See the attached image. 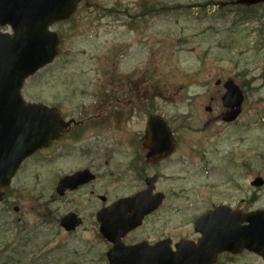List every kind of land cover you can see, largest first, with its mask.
Wrapping results in <instances>:
<instances>
[{"label": "rangeland", "instance_id": "rangeland-1", "mask_svg": "<svg viewBox=\"0 0 264 264\" xmlns=\"http://www.w3.org/2000/svg\"><path fill=\"white\" fill-rule=\"evenodd\" d=\"M53 29L62 36L60 55L27 79L24 98L58 106L70 120L105 112L22 164L0 202V264L10 254L14 261L21 254L20 264H108L109 245L98 236L94 215L99 202L91 193L130 190L127 155L111 157V150L121 139L144 134L154 114L175 131L173 164L180 166L166 173L179 178L170 184L184 192L167 200L146 222L149 231L137 235L158 236L150 232L156 224L164 238L192 233L193 215L208 210V199L233 206L244 200L246 211L264 209V186L252 185L255 177L264 179V3L89 0ZM229 79L245 100L238 121L225 125L221 98ZM130 99L135 108L124 120L121 107ZM113 111L118 114L112 117ZM84 168L98 180L59 196L58 180ZM69 212L84 219L75 232L58 222ZM226 261L264 264L246 251Z\"/></svg>", "mask_w": 264, "mask_h": 264}, {"label": "water", "instance_id": "water-1", "mask_svg": "<svg viewBox=\"0 0 264 264\" xmlns=\"http://www.w3.org/2000/svg\"><path fill=\"white\" fill-rule=\"evenodd\" d=\"M81 1L0 0V201L5 194L3 188L10 185L20 164L37 150L51 146L75 122L64 121L58 107L26 102L20 90L27 78L57 57L61 37L51 27L56 22L70 20ZM242 2L256 5L264 0ZM5 26H10L13 34L3 32L1 28ZM225 87L227 91L222 100L228 110L223 119L230 123L241 113L244 94L234 81L228 80ZM147 127L145 145L151 149L149 156L171 153L175 142L164 119L150 116ZM90 172L85 169L65 176L58 184V192L64 195L67 190H76L95 180ZM253 184L262 186L264 180L257 178ZM160 198L153 197L144 205L142 213L130 218L113 220L109 215L129 206L130 199L103 210L99 217L101 231L114 243L107 256L110 264H200L199 260L213 264L221 252L239 254L244 250L264 258V210L244 213L226 206L210 211L196 223V231L203 234L198 244L183 241L176 251L172 250L170 239L156 245L146 242L124 245L122 237L139 225L144 214L158 207ZM82 222L76 213H70L61 219V226L73 231Z\"/></svg>", "mask_w": 264, "mask_h": 264}, {"label": "flooded vegetation", "instance_id": "flooded-vegetation-1", "mask_svg": "<svg viewBox=\"0 0 264 264\" xmlns=\"http://www.w3.org/2000/svg\"><path fill=\"white\" fill-rule=\"evenodd\" d=\"M129 93H131V91H129ZM133 102L132 99L126 101L123 103V113L124 115H121V118L127 119L126 117L132 113V109L135 108L133 107ZM114 103H122L120 100L114 101ZM116 107V106H115ZM113 107V108H115ZM117 108V107H116ZM110 110L112 109V107L109 108ZM125 110V111H124ZM210 111H212V108H209ZM105 111H100L99 116L96 117L95 115H92V117H87L86 119H83L84 122H82L79 125H73L72 129L74 127H83L87 124L90 123L91 120H93L94 118H102L104 115ZM224 112V111H223ZM223 112L221 113V118L222 115L224 114ZM108 112L106 111L105 115ZM121 113V112H120ZM118 114L117 112H112L110 113V115H116ZM242 115V114H241ZM240 115V116H241ZM111 117V116H110ZM240 118V117H239ZM238 118V119H239ZM235 120L233 122H224L225 125H229V124H235V122L238 121ZM147 126V124H146ZM173 130V129H172ZM145 131H146V127L144 130V134L139 135L138 137H133V138H125V139H121L118 143H117V147H115L114 149L111 150V157L119 154V153H124L127 155V160L128 162L126 163V165H124V170H125V175L129 174V178L131 179V183L129 185L130 190L125 192L122 195H118V196H110V195H102L97 193L96 191L93 192L91 194H96V198L98 200V207L95 211V218L97 221V225L100 227L99 224H101L100 222V218H99V214H101V212H103V210L117 202H119L122 199H130V208L128 209V211L126 212V216L127 217H133L136 214H140L142 213L143 207L145 204H148L147 201H149V195H148V190L152 191L153 195L154 194H162L163 196V202L161 203V205L155 210L153 211L150 215H146L143 218V221L141 222L142 224L139 225L137 228L131 230L130 232H128V234L123 238V242L126 245H135L138 244L140 242L143 241H147L150 244H155L163 239H165L162 235V231L159 230L158 226L159 225H155L152 226L150 229L151 231H155L156 234H159L158 236H154L153 238L150 237L149 235L145 234V236H139L137 235L138 232H140L141 230H144V232L147 230L149 231V228L146 227V222L149 220V218H152L153 216H155L156 214H158L160 212V210L163 209V207L165 206V203L167 202V200L171 199L173 196H176L179 193L184 192V189H182L183 187H180L179 185H173L170 184L172 182H176L177 180H179V178L175 177L174 175L171 174H167V171H171L173 170V167H179V164H173L174 160L173 157H175L178 149H179V142L178 139H176V146L174 149V152L172 154L169 155H165L162 156L161 158H157V159H148V149L146 148L145 141ZM71 132V131H70ZM173 133L175 134V131L173 130ZM112 159V158H111ZM178 163V162H177ZM182 166H185V164H182ZM121 165L116 164L115 163V170L119 169L116 171V173L121 172ZM114 170V171H115ZM96 174V173H95ZM124 175V176H125ZM122 175H114V177L119 178ZM99 176L98 174H96V179L93 182V184L98 180ZM85 186V185H84ZM87 186V185H86ZM205 187H209V185L206 184ZM83 188V187H82ZM109 188V187H107ZM114 188V187H113ZM81 189V188H80ZM116 189V188H115ZM71 193V192H70ZM146 193V195L143 196V194ZM141 195V196H140ZM255 197V196H254ZM134 199V201H133ZM208 206H207V211L197 214V215H193V219L191 220L190 224H192V233L189 234H185L180 236L178 239H172V243L173 245L176 247L177 242H183L186 240L189 241H193L195 243H197V241L200 240V238L202 237V235L195 231V223L196 221L203 217L204 214H206L208 211L212 210L213 208H216L219 205L222 204H226V205H230L233 208H242L243 204H244V200L241 201V203H239L237 206H233L231 204H229L227 201L225 200H221L218 203H213L212 200L208 199ZM243 209V208H242ZM144 234V233H143ZM109 245V249L112 247V243L107 242ZM234 257L235 255H232L230 253H221L218 256L217 261L214 264H226V260H228V257ZM204 261L199 260L198 263L203 264Z\"/></svg>", "mask_w": 264, "mask_h": 264}, {"label": "trees", "instance_id": "trees-1", "mask_svg": "<svg viewBox=\"0 0 264 264\" xmlns=\"http://www.w3.org/2000/svg\"><path fill=\"white\" fill-rule=\"evenodd\" d=\"M16 257H17V260L14 261L13 256L10 254V256L7 257L6 261H4L5 262L4 264H12L13 262L14 264H20L21 263L20 260H22L21 254H17Z\"/></svg>", "mask_w": 264, "mask_h": 264}]
</instances>
